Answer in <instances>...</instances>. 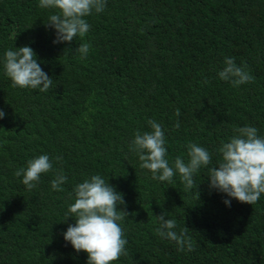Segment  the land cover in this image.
<instances>
[{
  "label": "trees",
  "instance_id": "16d2710c",
  "mask_svg": "<svg viewBox=\"0 0 264 264\" xmlns=\"http://www.w3.org/2000/svg\"><path fill=\"white\" fill-rule=\"evenodd\" d=\"M38 3L0 0V264H86L63 239L73 218L61 221L75 185L93 175L123 193L130 213L118 222L127 255L112 264H264V194L240 203L210 190L201 168L198 198L178 174L171 184L154 180L129 147L150 119L163 126L170 165L187 161L189 143L208 149L215 165L238 127L264 137V0H107L86 17L85 37L56 44L44 26L51 10ZM85 42L82 58L75 49ZM23 45L53 78L49 91L11 86L4 53ZM226 57L254 80H220ZM43 154L52 170L28 190L15 172ZM60 172L67 180L53 190ZM162 212L178 233L189 228L193 250L157 234Z\"/></svg>",
  "mask_w": 264,
  "mask_h": 264
},
{
  "label": "clouds",
  "instance_id": "9594fccd",
  "mask_svg": "<svg viewBox=\"0 0 264 264\" xmlns=\"http://www.w3.org/2000/svg\"><path fill=\"white\" fill-rule=\"evenodd\" d=\"M107 0H39L38 7L51 10L45 28L55 30L53 43L72 42L85 37L91 25L86 17L93 11H104ZM9 49L4 53V73L10 78L12 87L38 89L47 92L52 88L53 78L40 66L34 50L23 45ZM82 58L89 52L88 43H80L75 49ZM220 80L230 82L233 87L250 83L254 77L246 70V66L237 65L232 57H226L224 67L217 72ZM203 83H208L205 79ZM6 113L0 109V118ZM180 116V110H175ZM150 131L135 133L131 141L130 150L137 154L140 167L151 172L152 178L168 184L173 177L179 175L185 190L195 189L198 198V184L194 181V174L201 168L208 169V187L234 198L240 203L255 204L264 194V137L258 135V130L252 126L234 129L228 142H222L216 150L219 160L213 165L212 153L205 147L195 143L187 145V161L177 156L170 165L167 156L166 139L163 126L155 120H148ZM175 127H179V121ZM57 161L62 157L57 156ZM52 170V161L47 154L39 155L27 162V166L17 169L15 175L22 176V183L28 190L36 187L41 175ZM67 177L58 173L51 181L53 190H62L61 185ZM74 203L70 204L65 213L67 218L74 220L68 224L62 233L63 239L70 243L76 253L87 254L86 264H112L121 255H127L125 245L127 240L118 222L130 213L126 210L127 202L123 193L100 175H93L90 179L75 185ZM223 203L230 206V199ZM119 206V207H118ZM157 234L174 242L178 251L185 248L191 251V238L187 236L189 228L185 225L179 233L175 231L177 225L174 219H167L162 212L156 215Z\"/></svg>",
  "mask_w": 264,
  "mask_h": 264
}]
</instances>
